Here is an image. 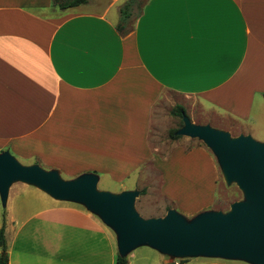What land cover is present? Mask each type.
I'll return each instance as SVG.
<instances>
[{"label": "crops", "instance_id": "0c3cea01", "mask_svg": "<svg viewBox=\"0 0 264 264\" xmlns=\"http://www.w3.org/2000/svg\"><path fill=\"white\" fill-rule=\"evenodd\" d=\"M125 1L60 10L52 0H0V150L65 180L92 173L98 185L104 177L118 189L100 190L113 194L139 191L136 173L150 164L167 211L191 219L212 210L218 164L204 147L153 158L151 109L171 93L184 108L194 99L247 123L256 95L264 101V0H145L121 34ZM25 185L8 191L0 215L7 264H114L116 234L97 214ZM21 193L36 205L16 215ZM140 246L159 264L163 253ZM133 250L128 264H138ZM185 258L179 264H252Z\"/></svg>", "mask_w": 264, "mask_h": 264}, {"label": "water", "instance_id": "95a60500", "mask_svg": "<svg viewBox=\"0 0 264 264\" xmlns=\"http://www.w3.org/2000/svg\"><path fill=\"white\" fill-rule=\"evenodd\" d=\"M183 123L177 134L203 140L216 155L225 179L236 181L249 202L236 201L227 213L207 210L191 219L174 209L164 216L143 218L134 208L139 191L98 190L92 173L65 180L39 164H21L9 150L0 153L1 201L6 203L11 183L20 180L55 199L81 203L115 231L121 256L146 244L177 258L219 256L264 264V142L250 135L231 138L223 130L192 124L185 115Z\"/></svg>", "mask_w": 264, "mask_h": 264}, {"label": "rangeland", "instance_id": "374dc122", "mask_svg": "<svg viewBox=\"0 0 264 264\" xmlns=\"http://www.w3.org/2000/svg\"><path fill=\"white\" fill-rule=\"evenodd\" d=\"M145 0H138V4L134 6L133 15L130 19L135 17L138 8L144 3ZM55 11V8L53 9ZM132 22V21H131ZM128 25V27H130ZM263 97V96H262ZM260 95H256L255 102L252 110L251 119L247 123H240L228 116L220 113L216 109L209 108L208 105L203 106L194 99H191V105L185 107V113L180 117L174 113L175 105L178 104L179 98L174 94H164L153 105L150 113L149 130L147 142L152 150L153 158L164 159L176 147H183L189 150L194 147H204L207 149L214 160L218 164L216 155L209 147L198 137H192L186 134H177V131L183 126V116H187L192 124L208 125L212 128L223 130L229 134L231 138L238 136H252L259 142H264V101ZM195 101V102H194ZM4 150H0V153ZM17 158V157H16ZM18 161L25 165L27 164L24 159L17 158ZM37 164V163H36ZM152 165L146 164L137 171V181L140 191L135 199L134 208L143 218L151 216H164L167 209L172 206L167 200L162 198L158 192V185L160 182V173L151 170ZM218 179L216 183V197L212 210L227 213L231 209V204L236 201H247L244 192L239 188L236 181H227L223 175L220 165H217ZM63 178H67L64 173H60ZM26 182L15 180L9 187V192L13 196L16 192L21 191L26 187ZM98 190L106 189L115 191L118 189L115 182L101 177L97 185ZM193 190V189H191ZM142 191V192H141ZM30 196L17 195L12 203L13 211L16 215H24L25 212L33 211L36 204L29 203ZM65 204H72L70 202H61ZM73 205H78L74 204ZM7 204L0 203V215L6 213ZM176 210H178L175 207ZM179 211V210H178ZM112 229V228H111ZM109 230V229H108ZM115 237V231L109 230ZM116 241V240H115ZM134 255L138 257V264H151V253L153 250L146 246H140L133 250ZM160 257V258H159ZM158 257L159 264H167L172 261H184L188 258H177L167 254H161Z\"/></svg>", "mask_w": 264, "mask_h": 264}, {"label": "trees", "instance_id": "16d2710c", "mask_svg": "<svg viewBox=\"0 0 264 264\" xmlns=\"http://www.w3.org/2000/svg\"><path fill=\"white\" fill-rule=\"evenodd\" d=\"M87 2L88 0H52L53 6L58 7L60 10H66L68 8L86 4ZM137 4H138V0H127L121 5L120 20L116 26L117 30L121 34L126 33V26L129 24V21L133 15L134 6ZM142 5L138 8L137 12L135 13V16H138V14H140ZM174 113L181 117L185 113V108L180 104H176ZM0 249H1L0 264H7L8 254H7V244H6L4 226L0 227ZM114 264H128L127 256H121L117 253L114 259ZM167 264H174V263L169 262Z\"/></svg>", "mask_w": 264, "mask_h": 264}, {"label": "built area", "instance_id": "2783aa9c", "mask_svg": "<svg viewBox=\"0 0 264 264\" xmlns=\"http://www.w3.org/2000/svg\"><path fill=\"white\" fill-rule=\"evenodd\" d=\"M174 264H179V262L177 260L173 261Z\"/></svg>", "mask_w": 264, "mask_h": 264}]
</instances>
